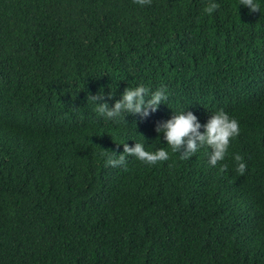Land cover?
<instances>
[{"label":"trees","instance_id":"16d2710c","mask_svg":"<svg viewBox=\"0 0 264 264\" xmlns=\"http://www.w3.org/2000/svg\"><path fill=\"white\" fill-rule=\"evenodd\" d=\"M207 3L0 0V264H264V0ZM136 84L167 98L118 122L86 103ZM181 108L238 120L224 160L105 165L168 150L154 127Z\"/></svg>","mask_w":264,"mask_h":264},{"label":"clouds","instance_id":"9594fccd","mask_svg":"<svg viewBox=\"0 0 264 264\" xmlns=\"http://www.w3.org/2000/svg\"><path fill=\"white\" fill-rule=\"evenodd\" d=\"M134 2L138 6H144L149 4L151 0H134ZM260 2L261 0H240L238 5L245 6L249 11H258ZM217 7V0H208L204 12L211 13ZM107 96L111 99V90ZM166 98L167 92L163 85L149 90L143 84H136L135 86L127 85L124 87L119 98L113 100L110 106L102 99L100 91L88 95L86 103L92 104L102 119L118 122L120 120L125 121L124 116L126 114L146 116L149 111H155L157 106L163 103ZM154 131L157 134V140L162 136L168 150L164 147H153L149 150L145 147L143 137L142 140L133 141L131 146L124 143L123 140L117 143L121 146L122 151L118 154L109 151L104 159L105 165L123 166L126 155L134 156L137 160L147 164H155L158 161L167 160L169 151L177 153L179 159H187L198 148L206 146L208 148L207 163L216 166L218 161L224 160L230 139L238 135L240 128L238 120L223 109L218 108L210 112L202 124L193 112L181 108L172 111L167 119L158 122ZM232 158L236 162V170L243 173L245 164L242 157L238 153H233ZM223 168L224 165L221 164L220 170Z\"/></svg>","mask_w":264,"mask_h":264}]
</instances>
